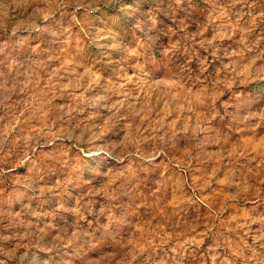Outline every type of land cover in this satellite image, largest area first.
Segmentation results:
<instances>
[{
  "label": "rangeland",
  "instance_id": "374dc122",
  "mask_svg": "<svg viewBox=\"0 0 264 264\" xmlns=\"http://www.w3.org/2000/svg\"><path fill=\"white\" fill-rule=\"evenodd\" d=\"M0 264H264V0H0Z\"/></svg>",
  "mask_w": 264,
  "mask_h": 264
}]
</instances>
